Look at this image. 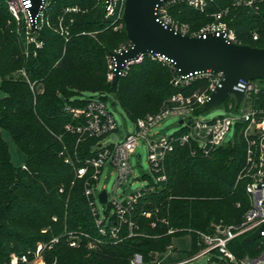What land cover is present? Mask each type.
Instances as JSON below:
<instances>
[{
	"label": "trees",
	"instance_id": "1",
	"mask_svg": "<svg viewBox=\"0 0 264 264\" xmlns=\"http://www.w3.org/2000/svg\"><path fill=\"white\" fill-rule=\"evenodd\" d=\"M232 1L206 0L203 11L179 1L169 12L179 23H188V34L195 35L213 21L218 10L230 6L225 20L236 31L238 42L264 48V0L255 2L257 10L234 7ZM72 6L80 10L64 13ZM59 15L70 26L69 41L44 27L39 34L44 45L34 50L17 32L6 0H0V89L4 92L0 97V262L8 260L13 251H26L38 241H49L64 232L98 234L82 181L73 183L74 169L61 154L66 147L71 154L86 157L98 138L77 144V134L66 129L67 124L78 123L67 105H84L96 95L106 100L112 93L136 121L158 111L172 95L184 90L173 84L176 70L147 53L115 84L108 81L109 53L128 46L130 39L123 18L107 16L100 0H52L53 24ZM71 18L73 22H69ZM120 23L122 27L115 30ZM75 31L87 33L74 38L71 33ZM254 31H259L258 39L253 38ZM19 70L35 83L34 89L24 75L15 76ZM40 83L43 91L37 89ZM207 85V80L200 79L185 91ZM229 101L238 111L240 105L234 99ZM245 126L238 121L232 140L209 155L189 146L175 148L167 159V180L143 194L135 206L133 214L142 235L119 242L104 237L97 250L89 248L87 239L70 247L66 237L62 238L53 246L58 264H130L136 252L143 255L145 263L156 264L155 254L167 251L176 237L189 235L188 253L195 256L205 248L203 233L214 232L217 225L239 228L251 206L246 192L249 178L244 176L248 169ZM2 129L10 132L26 154L22 166L12 163ZM139 210L152 212L151 216L136 215ZM170 228L175 231L168 233ZM228 248L237 258L255 257L264 250V241L242 235L230 241ZM49 258L52 260V255Z\"/></svg>",
	"mask_w": 264,
	"mask_h": 264
},
{
	"label": "built area",
	"instance_id": "2",
	"mask_svg": "<svg viewBox=\"0 0 264 264\" xmlns=\"http://www.w3.org/2000/svg\"><path fill=\"white\" fill-rule=\"evenodd\" d=\"M52 0H43V5L35 18L32 17L30 9L33 6L32 0H6L10 12L18 19L20 16L24 19L25 39L27 43L34 46V50L42 48L43 40L39 34L44 27L54 29L66 39H69L70 26L64 24V16H57V23L53 24L50 17V4ZM186 1L194 7L204 8V0H162L156 8L158 20L165 26H172L177 31L186 33L187 25L179 23L169 12L171 5ZM102 7L107 16H115L116 19L123 18V11L126 0H100ZM252 3V1H248ZM237 4H241L238 0ZM78 6L66 7L64 13H73L79 11ZM228 9L219 11L214 14V21L204 26L200 32L195 35L206 33H221L228 41L239 43L237 35L228 26L225 16ZM69 22H73L71 18ZM119 24L115 30L119 29ZM87 32H83L86 34ZM90 34V32H88ZM254 39L258 35L254 34ZM128 46L115 50L120 52L128 49ZM151 58L162 61L171 65L177 73L173 79V84L184 88V90L172 95L162 106L161 109L154 113H149L144 117L138 118L135 122V129L127 132L123 138L115 142L103 143L105 138L113 133L118 132L119 127L113 113L109 110L106 100L100 96L90 98L84 105L72 106L67 105L66 110L73 114L78 123H69L66 129L77 134V144L91 138L98 140L91 145V154L86 157H80L78 152L71 154L65 147L61 154L67 164L74 169V181L80 180L83 184L84 194L88 200L91 214L94 218L95 226L98 231L97 239L108 237L115 242L122 241L126 238L142 235L140 223L134 217V209L138 200L147 191L156 187V184L163 183L167 180L166 163L170 154L179 146H189L201 151L204 155H209L217 147L225 142L227 134L234 129L238 121L246 123L244 136L247 140V171L244 176L249 178L246 185V192L250 198L251 206L246 213L245 221L239 228L233 226L221 228L217 225L218 234L203 233L202 238L205 248L198 253L206 254L217 252L225 259L234 264H264V250L255 257L237 258L228 248L230 241L242 235H250L264 223V79L245 80L241 79L236 86L244 91L243 101L239 104L234 94L229 98L234 99L240 108L238 111H226L217 117L211 119H200L197 117V109L203 108L204 104L210 99L211 94L221 86L224 80L223 72H201L196 71L188 75H180L175 68L174 63L165 56L159 54L147 53ZM145 54L139 58L127 61L120 69L119 76L126 75L130 66L140 62ZM116 71V60L111 54L108 55V81L113 80ZM34 89V84L30 82L26 72H22ZM1 79V77H0ZM200 79L208 81L205 88L199 87L191 92L185 90L192 86ZM228 98V99H229ZM179 116L183 120L180 129L169 135H162L160 130H154L160 126L162 121L168 116ZM142 143L147 146L148 159L150 167L154 173L155 179L143 188L125 195L126 189L120 194L122 187L132 184L137 176L133 173L131 159L137 156L138 148ZM196 151H192L195 154ZM143 151L140 158H142ZM114 176L115 188L113 194L108 192L105 185L101 186L102 178ZM64 190V186L61 187ZM106 191L107 201L103 203L100 199L101 192ZM101 205V207L99 206ZM152 212L142 211L141 215L150 217ZM56 219V218H55ZM43 229L42 232H46ZM175 230L170 228L168 233ZM222 233V234H220ZM260 239L264 241V231ZM57 237L51 239L49 244L58 242ZM71 246H76L77 242L69 241ZM95 243L92 246H97ZM46 245L40 244L37 248L39 255ZM197 256V255H196ZM193 256L190 260H192ZM34 258L27 252L12 254L8 260L0 264H36ZM185 260L183 262H188ZM181 263V262H178ZM164 263V264H178ZM130 264H148L144 262L143 255L136 252Z\"/></svg>",
	"mask_w": 264,
	"mask_h": 264
},
{
	"label": "water",
	"instance_id": "3",
	"mask_svg": "<svg viewBox=\"0 0 264 264\" xmlns=\"http://www.w3.org/2000/svg\"><path fill=\"white\" fill-rule=\"evenodd\" d=\"M162 0H126L123 22L131 46L120 52H111L116 60V71L112 83L115 84L119 71L127 61L135 60L146 53L159 54L171 60L180 75L196 71L223 72L225 77L221 86L211 94L202 111H207L223 104L234 94L240 104L244 91L236 88L241 79H264V48L248 44L234 43L227 40L223 33H206L190 35L177 31L172 26H165L156 14V8ZM30 9L33 18L43 5V0H32ZM180 119L177 125L180 126ZM142 149L138 148L140 158ZM100 199L107 201L106 191L101 192ZM264 223L247 236L249 240L261 237Z\"/></svg>",
	"mask_w": 264,
	"mask_h": 264
},
{
	"label": "rangeland",
	"instance_id": "4",
	"mask_svg": "<svg viewBox=\"0 0 264 264\" xmlns=\"http://www.w3.org/2000/svg\"><path fill=\"white\" fill-rule=\"evenodd\" d=\"M204 1L206 3V0H204ZM237 1L238 0H233L232 6H234V7H241V6L252 7L255 10H257V7L254 6V4L257 0H240L241 4H237ZM248 1H252V3H248ZM193 8L198 9L200 11H203L206 8V4H205L204 8H200V7L197 8L194 6H193ZM225 9H228V13H230V9H231L230 6L221 8L216 13H218L219 11L225 10ZM13 17H14V20L16 22L17 32L19 33V35H24V37H25V33H24L25 24H24L23 17L20 16V19L16 18L14 15H13ZM213 21H214V19H213ZM213 21H211L208 24H211ZM226 22L228 23V21H226ZM181 24L187 25L186 33H188L190 30V25L188 23H181ZM119 26H120L119 28H121L122 24L120 23ZM228 26L230 27L229 23H228ZM230 28L236 34V31L232 27H230ZM83 32L77 33L75 31V32L71 33V36L73 35L74 38H78V36L83 34ZM255 33L258 35V38H259L260 37L259 31H254L253 36ZM90 34L93 35V32H90ZM68 41H66V42H68ZM25 51L29 52L30 50H28V48H26ZM22 72H25V71L24 70L17 71L15 73V76L22 74ZM37 89H38V91H43L42 83L37 85ZM85 95L87 96L88 94L86 93ZM2 96H4V92L0 89V97H2ZM106 103H107L109 110L113 113V115L117 121L119 131L109 134L105 138L103 143L115 142L118 139L123 138L122 136H124L130 130L135 129V122L129 118V116L126 114V112L123 110L122 106L120 105L119 100L112 93H110L108 95V97L106 99ZM233 109H234V103L232 101H229V102L225 101L223 104L219 105L216 108L197 113V117L200 119H203V118L211 119V118L217 117L221 114H224L226 111H232ZM179 120H180L179 116H175V115L171 116L170 115L167 118H165L162 121V123L160 124V126H157L154 130H157V129L160 130L162 135L172 134V133H174L180 129V126L177 125V122ZM1 133H2L3 139L6 141V143L8 145V149H9V152L11 155L12 163L16 166H22L25 163V160L27 158L26 154L23 151H21V149L15 143V141L13 140V138H12V136L8 130L2 129ZM233 135H234V130H231L226 136L225 143L231 141L233 138ZM141 145H142V151H143L141 160L138 161L137 156H134L131 159V163L133 166V173L135 176L138 177V179H135L132 184L124 186V187H122V189L119 190V193L122 194L123 189H126V193L124 194V196L125 195L128 196L132 192L143 188L144 186L148 185L149 183L152 182V180L155 179L154 173L150 167V163H149V159H148L147 146L144 143H142ZM102 185H105L108 192L113 194V191L115 188L114 176H110L109 178H102L101 186ZM99 206L101 207L100 204H99ZM141 210H139L136 215L140 214ZM53 220L57 221V216H54ZM211 234H214V235L218 234L217 228H215V231L212 232ZM220 234H222V233H220ZM97 236H98V234L93 236L92 234L85 233L83 231H81V232L72 231L71 233L64 232V233L57 235V236H54V237H57L59 239V241H60V239L65 238V237H66V240L68 242L71 240L72 241L75 240L77 242V245L71 246L70 242H69L68 245L70 247H78L82 243L83 239H87L89 241V244H88L89 248L97 250L100 248V244H102L104 242L103 238L97 239ZM58 242L52 243L53 245H52V247H50L49 244L51 243V240H49V241L40 240L37 242L35 247L29 248L26 251H23V250L13 251L10 254V256L14 253L27 252L30 254V256L32 258H34L36 260V261H34V263H36V264H58V261H57L56 257H54V253H53L54 252L53 246L55 244H58ZM95 243H99V244L97 246H95V245L92 246ZM40 244H43L46 246L44 247V250H42L41 253L38 255L36 250ZM190 247H191V238L189 235L176 237L173 239L172 246L169 247L167 249V251H165L162 254H155L154 260L156 261V264H164L166 262H170V263L171 262L172 263L181 262L178 264H230V263H228V261L225 259V257L223 255H221L215 251L209 252L206 254H199V255L197 254V256H195L192 260H190L192 258V256L189 255V253H188L190 250ZM50 255H52V257H53L52 260H49ZM185 260H189V261L183 262Z\"/></svg>",
	"mask_w": 264,
	"mask_h": 264
},
{
	"label": "crops",
	"instance_id": "5",
	"mask_svg": "<svg viewBox=\"0 0 264 264\" xmlns=\"http://www.w3.org/2000/svg\"><path fill=\"white\" fill-rule=\"evenodd\" d=\"M196 256V255H195ZM193 257V256H192Z\"/></svg>",
	"mask_w": 264,
	"mask_h": 264
}]
</instances>
